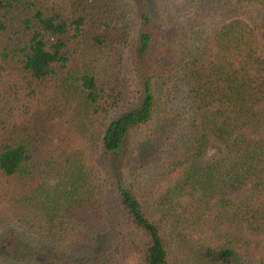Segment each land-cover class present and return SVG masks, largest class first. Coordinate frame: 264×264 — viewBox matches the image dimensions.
I'll return each instance as SVG.
<instances>
[{
	"label": "trees",
	"instance_id": "obj_1",
	"mask_svg": "<svg viewBox=\"0 0 264 264\" xmlns=\"http://www.w3.org/2000/svg\"><path fill=\"white\" fill-rule=\"evenodd\" d=\"M159 1L0 0V264H264V0Z\"/></svg>",
	"mask_w": 264,
	"mask_h": 264
},
{
	"label": "rangeland",
	"instance_id": "obj_2",
	"mask_svg": "<svg viewBox=\"0 0 264 264\" xmlns=\"http://www.w3.org/2000/svg\"><path fill=\"white\" fill-rule=\"evenodd\" d=\"M209 3L211 0H209ZM159 8L165 9L167 13H169V18L174 21V24L178 25V28L185 27L188 23H191L193 16L196 11L189 10L188 4H186L184 1H172L167 0L166 2H160L159 1ZM189 15V16H187ZM185 16V17H184ZM110 62L111 59H109ZM98 63L97 65H99ZM109 64V63H108ZM107 66H98V70H101L103 67L106 69V74L108 75L109 72H111L114 77H116L118 80H121L122 72L120 69H113L110 65ZM130 90L133 91V87H130ZM132 94L129 93V103L126 102L125 105H121L119 108L115 110V112L112 114L113 116L119 115L124 109L125 106L130 104L132 102ZM73 108H70L66 111L65 116L62 119V125H61V134L58 137V139L55 141V144L61 149L66 151L67 153H73L74 151L78 150L81 146L79 136L78 134L73 130V124H72V114H73ZM220 151L219 147H217L215 144L212 145V147L209 150V154H218ZM6 184L0 179V191L3 189H6ZM4 209V205L0 201V211ZM264 244V241L262 239H256L255 240V250L262 253L261 249ZM132 264V263H128ZM231 264H241L240 261H235Z\"/></svg>",
	"mask_w": 264,
	"mask_h": 264
}]
</instances>
